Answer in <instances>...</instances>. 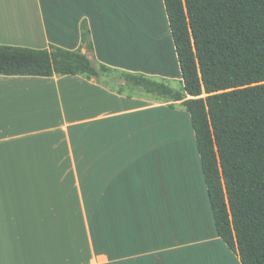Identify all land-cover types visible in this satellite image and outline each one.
Masks as SVG:
<instances>
[{
    "label": "crops",
    "instance_id": "0c3cea01",
    "mask_svg": "<svg viewBox=\"0 0 264 264\" xmlns=\"http://www.w3.org/2000/svg\"><path fill=\"white\" fill-rule=\"evenodd\" d=\"M0 45L80 48L113 70L0 75V264H242L216 231L190 114L121 76L183 88L164 0H0ZM116 74L125 88L105 84ZM177 121L188 170L169 160Z\"/></svg>",
    "mask_w": 264,
    "mask_h": 264
},
{
    "label": "trees",
    "instance_id": "16d2710c",
    "mask_svg": "<svg viewBox=\"0 0 264 264\" xmlns=\"http://www.w3.org/2000/svg\"><path fill=\"white\" fill-rule=\"evenodd\" d=\"M183 88L122 73L190 114L216 231L242 264H264V0H164ZM81 42L93 51L87 21ZM82 50L0 45V75L110 74Z\"/></svg>",
    "mask_w": 264,
    "mask_h": 264
},
{
    "label": "rangeland",
    "instance_id": "374dc122",
    "mask_svg": "<svg viewBox=\"0 0 264 264\" xmlns=\"http://www.w3.org/2000/svg\"><path fill=\"white\" fill-rule=\"evenodd\" d=\"M121 81H123V78L120 75L116 74V75L108 78L107 80H105V84H107V85H109V86H111V87H113L115 89H120L122 87L125 88V84L122 85ZM174 125H175L176 129L181 130V132L183 134V140L181 142L180 141L179 142H172V143L169 142L168 150H169V153L173 152L172 153L173 154V162H174L173 164H176V163L178 164L179 162H180L179 164H182L183 161H184L182 159V156H184L183 158L185 160H188V156L187 155H189V160L190 161L192 160L191 155H190V151H189L190 150L189 149L190 148V139H189L190 135L187 134V127L184 125V123L181 124L179 121H177V122H174ZM171 146H172V150L173 151H170L171 150ZM174 157H176L180 161L178 160L179 161L178 162L177 159H175ZM169 159L171 160L172 158L169 157ZM188 161L184 162V164H183L184 167H182L183 169H185V165H186L185 163H188ZM189 166L190 165H188L187 168H189ZM187 168L185 170H187Z\"/></svg>",
    "mask_w": 264,
    "mask_h": 264
},
{
    "label": "bare ground",
    "instance_id": "6f19581e",
    "mask_svg": "<svg viewBox=\"0 0 264 264\" xmlns=\"http://www.w3.org/2000/svg\"><path fill=\"white\" fill-rule=\"evenodd\" d=\"M186 155H187V154H186ZM176 156H177V155H176ZM187 156H188V160H189V155H187ZM177 157H178V156H177ZM183 157H184V156H182V159H183L184 161H183V163L181 162L182 164H184V162H187V161H188V160H185ZM171 158H172L171 160H173V157H171ZM174 158L177 159L176 157H174ZM180 158H181V157H180ZM186 158H187V157H186ZM169 160H170V159H169ZM178 160H179V159H177V161H178ZM175 161H176V160H175ZM179 161H180V160H179ZM179 161H178V162H179ZM189 161H190V160H189ZM189 161H188V163H185V164H186V165H187V164L190 165V164H191V161H190V162H189ZM173 163H174V162H173ZM179 163H180V162H179ZM179 163H178V164H179ZM176 164H177V163H176ZM186 165H185V169L188 167V165H187V166H186ZM183 167H184V165H183ZM189 168H190V166H189ZM189 168H187V170H188ZM185 169H184V170H185Z\"/></svg>",
    "mask_w": 264,
    "mask_h": 264
}]
</instances>
